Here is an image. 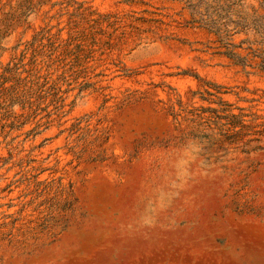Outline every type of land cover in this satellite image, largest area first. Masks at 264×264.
<instances>
[{"label":"rangeland","instance_id":"rangeland-1","mask_svg":"<svg viewBox=\"0 0 264 264\" xmlns=\"http://www.w3.org/2000/svg\"><path fill=\"white\" fill-rule=\"evenodd\" d=\"M0 264H264V0H0Z\"/></svg>","mask_w":264,"mask_h":264},{"label":"trees","instance_id":"trees-1","mask_svg":"<svg viewBox=\"0 0 264 264\" xmlns=\"http://www.w3.org/2000/svg\"><path fill=\"white\" fill-rule=\"evenodd\" d=\"M219 29H220V28H216V33H219ZM226 30H227V29L225 28L224 32H226Z\"/></svg>","mask_w":264,"mask_h":264}]
</instances>
